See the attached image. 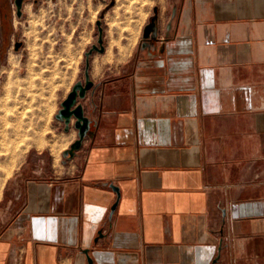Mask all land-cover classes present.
<instances>
[{
  "label": "crops",
  "instance_id": "1",
  "mask_svg": "<svg viewBox=\"0 0 264 264\" xmlns=\"http://www.w3.org/2000/svg\"><path fill=\"white\" fill-rule=\"evenodd\" d=\"M127 54L5 180L0 264H264V0H166Z\"/></svg>",
  "mask_w": 264,
  "mask_h": 264
},
{
  "label": "rangeland",
  "instance_id": "2",
  "mask_svg": "<svg viewBox=\"0 0 264 264\" xmlns=\"http://www.w3.org/2000/svg\"><path fill=\"white\" fill-rule=\"evenodd\" d=\"M164 1H25L0 64V192L28 150L55 151L53 146L68 142L60 140L62 101L77 82H85L87 68L100 71L125 58ZM100 36L103 51L94 48Z\"/></svg>",
  "mask_w": 264,
  "mask_h": 264
},
{
  "label": "water",
  "instance_id": "3",
  "mask_svg": "<svg viewBox=\"0 0 264 264\" xmlns=\"http://www.w3.org/2000/svg\"><path fill=\"white\" fill-rule=\"evenodd\" d=\"M23 1L24 0H15V4L17 7V14L19 16L22 15ZM97 24L99 26L100 33L102 34V27L100 26V21H97ZM102 41H103L102 36H100L99 37L100 47L94 45V48L96 50L97 49L101 51L104 50ZM21 44H22L21 42H16V47H19ZM91 79L92 78H90L89 71L87 68L85 82L79 81L73 86L72 90L69 92V94H67L65 99L62 101V106L59 112L57 113V118L65 121L66 130H68V125L71 122V118L75 117L76 118L75 127L79 130V134H80V140H78L71 149L66 150L64 152L65 155H69V154L72 155L73 149L80 147L81 140L83 139L85 132L88 129L89 120L84 114V107L82 103L78 101L79 99L84 98L86 96L87 91L93 87L94 82ZM113 188L115 189V191H117L118 195H120L118 187L113 186ZM116 204L114 205V208L116 207ZM89 262L91 263L92 260H90Z\"/></svg>",
  "mask_w": 264,
  "mask_h": 264
},
{
  "label": "bare ground",
  "instance_id": "4",
  "mask_svg": "<svg viewBox=\"0 0 264 264\" xmlns=\"http://www.w3.org/2000/svg\"><path fill=\"white\" fill-rule=\"evenodd\" d=\"M130 46V45H129ZM123 51V50H122ZM126 51V50H125ZM127 54V53H126ZM125 55V54H124ZM123 56V55H122ZM66 138H68L67 136H66ZM63 140H64V138H63ZM67 140V139H66ZM65 141V140H64ZM62 142V141H61ZM52 145H54V144H52ZM54 147V146H53ZM56 149V148H55ZM55 152V151H54Z\"/></svg>",
  "mask_w": 264,
  "mask_h": 264
}]
</instances>
